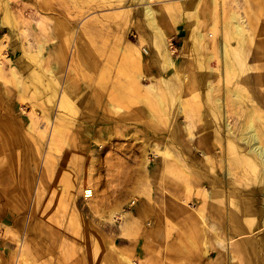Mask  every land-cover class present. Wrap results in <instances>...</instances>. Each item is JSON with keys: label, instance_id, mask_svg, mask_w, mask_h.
I'll list each match as a JSON object with an SVG mask.
<instances>
[{"label": "bare ground", "instance_id": "obj_1", "mask_svg": "<svg viewBox=\"0 0 264 264\" xmlns=\"http://www.w3.org/2000/svg\"><path fill=\"white\" fill-rule=\"evenodd\" d=\"M163 3L123 0L116 8L125 38L133 29L139 44L124 41L118 49L123 62L108 48L100 57L90 53L86 58L77 36L79 61L64 78L57 76L55 49L42 43L35 53L12 48L16 63L9 69L10 89L20 98L33 86L37 100L18 99L14 121L19 130L0 119L6 147L14 155L20 152L9 163L8 180L0 160V193L11 194L15 207L30 198L38 216L45 210L41 199L54 201L66 222L62 230L73 237V244L48 250L40 235L59 237L55 225L51 230L30 219L22 233L15 216L9 223L25 234L23 243L15 241L18 264H52V259L71 264V253L81 264H135L130 253L116 250V243L133 244L139 236L142 248L162 249L149 260L155 264H264V0H193L189 39L179 31L186 27L184 15ZM133 4L140 7L136 17ZM4 12L9 25L0 14V32L13 26L6 3ZM85 32L91 40L96 36L91 28ZM170 32L181 39L180 54ZM6 39L0 38V80L3 63H11L4 56ZM190 49L195 60L188 58ZM46 54L54 58L49 68L43 65ZM10 94L3 88L5 116L13 110ZM106 152L116 159L109 168L116 170L123 189L113 188L110 193L117 197L98 205L78 184L81 175L85 184L94 177L95 153ZM151 156L157 163L149 169ZM128 204L133 213L122 210ZM116 223L115 239L107 237L105 231ZM10 227L3 225L7 235ZM78 241L91 247L88 259Z\"/></svg>", "mask_w": 264, "mask_h": 264}, {"label": "rangeland", "instance_id": "obj_2", "mask_svg": "<svg viewBox=\"0 0 264 264\" xmlns=\"http://www.w3.org/2000/svg\"><path fill=\"white\" fill-rule=\"evenodd\" d=\"M130 1V0H127ZM164 1L163 4L165 5H173L176 6L180 12L184 15V24L183 25H189L191 21V3L193 0H161ZM174 1V2H172ZM242 2V0H236ZM123 0H0V14L4 15V22L7 23L5 20V3L7 4L11 15L13 17V26L8 31V29H5L0 32V38L3 35L7 36V39L4 40L5 42V51L4 56L6 60H10L11 63H3V72H2V79L0 80V119H4L10 121V127L13 128V130H19L21 128V125L14 121V119H17L19 117L17 111L19 108H21L18 99H22L27 102L26 96H30L31 98H34V100H37V96H35L33 93V86H29L28 89H26L25 93L20 98H17L13 93L14 90L9 86V69L15 66L16 57L12 52V48L15 46H21L25 47L28 52H36L37 45L42 43L52 49H55L57 51V65L59 66L58 74H62V76L65 78L68 74L69 69H73L76 66L78 59V54L74 51V42L76 41L77 36H80L81 39V46L87 51L88 55L86 58H89L91 54H93V57H100L103 53L104 48H108L110 53L117 56V59L121 62L125 60V56H123L120 53V50L118 52V49L122 48L124 46V41L129 40V42L133 46H139L137 36L132 29L128 35V37L125 38L124 34V26L122 25V20L119 16V8L122 4ZM182 2V3H181ZM226 2H232V0H226ZM234 4V3H233ZM139 6L132 5L131 9L133 10V17L137 16V12L139 11ZM227 15V14H225ZM186 25L183 26V28H180V35L183 37H188L189 31L191 32V29ZM91 28L92 32L96 34L93 40L90 39V36L86 34V29ZM190 29V30H189ZM207 29V28H206ZM102 32V33H101ZM209 34L210 32L207 31ZM173 38L174 42V49L178 51V54H180L181 50V39L178 37V34H173L170 32ZM189 39V37H188ZM16 43V44H14ZM188 54V58H191L192 60H195L198 56L193 53V50L190 49ZM91 53V54H90ZM144 54V53H143ZM144 58L147 57L142 55ZM202 58V57H200ZM174 60L177 59V56L174 55ZM99 61H102L98 58ZM54 63V58L51 54H46L45 59L43 60V65L45 68H49L50 64ZM34 65V63H31ZM30 64V65H31ZM214 68H216V64L212 65ZM35 67V66H34ZM131 67V66H130ZM87 70V68H86ZM85 68H82V72H86ZM130 74H134L133 68L130 69ZM80 72V70L77 68L75 71ZM146 74H148V70L144 71ZM115 78V76H114ZM144 84H149V82H144ZM32 87V88H31ZM3 88H6L11 93L10 96H15L12 102V108L13 110L9 112L8 115H4V106L5 102L3 101L4 98L2 97V91ZM77 89V88H75ZM74 96V94H73ZM25 103V102H24ZM25 110L26 114L30 112V106L28 104H25ZM16 114V115H15ZM18 115V116H17ZM7 117V118H6ZM183 118L180 119L182 121ZM42 122H40V125ZM27 135V134H26ZM24 134V137L28 139V144L31 146V138L30 136H26ZM7 137L3 136L0 133V144L2 145V149L0 151V160L3 159V164L1 165V168L3 167V170L6 172H10L12 166L9 165L11 159H16L17 154L20 152L18 151L15 155L11 151H9V148L7 146ZM42 143H44V140H42ZM117 144V142H115ZM42 149V148H41ZM15 151H17L16 148H14ZM19 150V149H18ZM32 150L36 153L37 151L35 148H32ZM100 149L98 148V151ZM33 153L31 152V155ZM44 154V151H43ZM57 154L55 153L54 156ZM42 156V155H41ZM38 155V157H41ZM111 157V160L109 158ZM42 159V157H41ZM114 159V158H113ZM116 161L112 160V154L110 152H106L103 155H99L98 153H95L94 155V162L96 164H93L95 166L96 172L92 179L88 180L85 184V179H83V175H81L82 182L78 184V187L81 186L82 189L85 187V191H90L91 194H93L95 201L94 204H100L103 198H107L111 202L113 198L117 197V193L114 195L110 192H112V189L118 186V190L123 189L122 185L118 184V181L115 177L116 170L114 171L109 168L111 163H114ZM5 162L8 164H5ZM157 161L155 160L154 156L150 157V162L148 165V168H151L152 164H156ZM5 164V165H4ZM37 164V165H36ZM35 164L36 166V175L39 176L41 168L43 167L40 159H38V162ZM38 168V170H37ZM109 168V169H108ZM3 175V178L8 180V175ZM38 180L34 182V189H32V196L34 197L36 193V189L38 186ZM37 183V185H35ZM49 180L45 182L46 190L49 187H53L52 183ZM51 197H52V190ZM80 192V190H79ZM139 195V191L137 193ZM10 197V198H9ZM11 194H7L5 197L0 193V264H18V261L15 257V251L17 250V246L19 243H16L15 241L19 239L21 242H24L25 234L23 233V230L27 228L29 224V220L31 219L34 223H43L45 227H49L52 230L53 225H55L58 236H48V235H40V240L45 242V247L48 250H56L58 249V246L65 245V244H73L70 241H73V237L69 236L64 230L66 227L65 219H63L60 216V212L58 210V207L54 205V201L47 202V198L42 201V206H40L43 210V214L41 216L36 215V211L32 209L33 200L30 198L28 199V203L24 206H21L19 204L18 207L14 206L13 201L11 200ZM31 197V196H30ZM50 197V198H51ZM83 199V198H82ZM3 200L5 201L4 203ZM83 202V200H81ZM12 204V205H11ZM87 205V203H84ZM54 205V206H53ZM16 211H13L10 215V211H12L13 207ZM48 208V209H47ZM122 210L124 212H131L133 213V206L128 204L125 205ZM32 213L33 216H30ZM10 215V216H9ZM15 216L20 217L21 221V227L22 233L17 230H20L19 228H14L13 225H11V222H14L12 220H15ZM8 218V219H7ZM10 222V223H9ZM10 225L12 228L9 232V234L13 233L19 236V238L12 239L10 238L9 234H6V230L3 229V225ZM97 224V223H96ZM23 226V227H22ZM113 227L110 228V230H106L105 233L107 234V237H116V234H118V226L119 223H116L115 225H112ZM54 228V227H53ZM7 235V237H6ZM139 238V237H136ZM88 242H92V240H88ZM78 244L80 245V252H82V255L84 254L86 256V259H88V256L91 253V247L84 244V246L78 241ZM117 245L120 244V242L116 243ZM31 245H34L31 243ZM75 245V243H74ZM116 245V250L119 251L118 246ZM35 250V255L37 256V250L39 251V247L32 248ZM78 251V247L77 250ZM76 254V253H75ZM77 256V255H76ZM74 256V253H71V264H81V262H77L78 258ZM36 258V257H35ZM38 259V258H37ZM56 261L52 259V264H54ZM140 263V261H139ZM36 264H39L37 261Z\"/></svg>", "mask_w": 264, "mask_h": 264}, {"label": "crops", "instance_id": "obj_3", "mask_svg": "<svg viewBox=\"0 0 264 264\" xmlns=\"http://www.w3.org/2000/svg\"><path fill=\"white\" fill-rule=\"evenodd\" d=\"M141 236L139 238H136L134 240V243L131 244L128 241H122L120 242L118 246V249L120 252L125 251L127 253H130L132 256V260L135 264H155L153 261H149L150 258L156 256L158 251L162 250L158 248V245H154V247H148L146 249L142 248V245L144 243V240H141ZM164 251V250H163ZM40 254V252L37 250V255ZM163 257H166L164 252L162 253ZM140 261V263H139Z\"/></svg>", "mask_w": 264, "mask_h": 264}]
</instances>
